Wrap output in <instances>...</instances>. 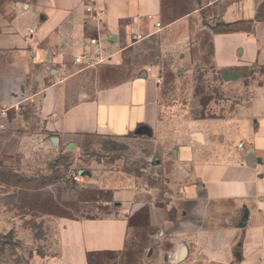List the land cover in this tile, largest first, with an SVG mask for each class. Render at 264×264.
I'll use <instances>...</instances> for the list:
<instances>
[{
    "label": "crops",
    "instance_id": "obj_1",
    "mask_svg": "<svg viewBox=\"0 0 264 264\" xmlns=\"http://www.w3.org/2000/svg\"><path fill=\"white\" fill-rule=\"evenodd\" d=\"M262 3L264 0L9 2L12 12L0 13V93L15 99L21 79L33 90L29 92L31 101L23 102L21 112L16 111L23 124L21 131L6 122L0 133V141L9 143L7 150L0 148V155L14 157L23 151L26 135L32 132L56 135L63 145L74 148L93 136H125L143 126L156 131L162 122V88L156 78L161 75L156 66L160 59L151 60L154 51L159 57L170 45L183 50L199 31L194 24L210 19L218 24L212 30V59L217 68L263 61L264 19L257 16ZM31 28L35 29L32 47L25 42ZM137 33L145 38L137 40ZM89 36L101 39L108 57L95 67L74 62ZM158 39L160 50L150 43ZM150 64H155L153 73L147 72ZM252 90L247 99L232 95L238 106L231 115L216 110L200 120L216 133L231 132V140L205 136L203 141H192L185 132L198 121H185L177 125L184 133L159 142L162 162L157 158L155 169L167 180L170 208L159 227L169 242L155 248L158 257L151 264H264V84ZM7 99H0V108L11 107ZM240 142H244L243 149L238 147ZM90 176L98 189L110 193L97 210L117 214L64 216L57 238L58 264H90L93 253L125 250L132 229V206L143 203L139 199L146 189L144 176L138 178L144 189L136 188L137 179L123 169L93 170ZM162 251H166L165 262Z\"/></svg>",
    "mask_w": 264,
    "mask_h": 264
},
{
    "label": "rangeland",
    "instance_id": "obj_2",
    "mask_svg": "<svg viewBox=\"0 0 264 264\" xmlns=\"http://www.w3.org/2000/svg\"><path fill=\"white\" fill-rule=\"evenodd\" d=\"M11 1L0 0V13L12 12L8 5ZM257 16L264 19V3L258 5ZM216 24L210 19L194 24L199 31L184 44L183 50H174L170 45L159 57L154 51L151 60L160 59L156 66L162 78L158 83L162 88V122L156 131L139 128L125 136H93L74 148L63 145L56 135L44 137L32 132L26 135L23 151L14 157L0 155V264H58L57 238L64 216L117 214L115 210H97L110 193L98 189L90 174L106 168L128 171L137 179L136 188L146 189L139 199L143 203L132 206V229L126 249L93 253L90 264H151L158 257L155 248L163 241L169 242L159 223L165 218L164 212L170 210L166 203L167 180L155 169L159 164L156 159L162 162L159 142L184 133L177 125L185 121H198L190 132H185L192 141H203L205 136L208 140H231V132L216 133L208 124L202 125V116L216 110L231 115L238 106L237 99L232 98L234 93L247 99L253 86L264 84V60L238 63L236 68L216 67L212 59V30ZM159 41H150L151 46L160 50ZM32 90L21 79L15 99L8 100L5 93H0V99L12 104L0 108V113L7 109V115L0 114V127L4 126L0 133L5 131L6 122L21 131L23 124L16 111L21 112L18 104ZM0 148L7 150L9 143L0 141ZM143 176L144 187L138 179ZM164 252L160 255L165 262Z\"/></svg>",
    "mask_w": 264,
    "mask_h": 264
},
{
    "label": "built area",
    "instance_id": "obj_3",
    "mask_svg": "<svg viewBox=\"0 0 264 264\" xmlns=\"http://www.w3.org/2000/svg\"><path fill=\"white\" fill-rule=\"evenodd\" d=\"M87 10L91 11L92 7L87 6ZM150 17H152V16H150ZM157 25L161 26V22H158ZM34 33H35V29L31 28L29 30V33L25 36V42L30 47H32L34 44L33 43ZM144 38H145V36L143 33H137L136 34L137 40H142ZM107 59H108V57L104 53V48L101 44V39L98 36H89V37L84 39V51L81 54L75 56L74 62L76 64H80V65H83L85 67H95V66H98V65L102 64L103 62L107 61ZM154 71H155L154 66H149L147 68L148 73H153ZM156 78H157L158 82L162 81L161 77L157 76ZM26 101H31V97H26V98L22 99L20 103H23ZM20 103L18 104V107L21 106ZM0 114L3 116L7 115V109L3 108L2 112ZM1 127L4 128V126H1ZM238 147L240 149H243L244 148V142H240L238 144Z\"/></svg>",
    "mask_w": 264,
    "mask_h": 264
},
{
    "label": "water",
    "instance_id": "obj_4",
    "mask_svg": "<svg viewBox=\"0 0 264 264\" xmlns=\"http://www.w3.org/2000/svg\"><path fill=\"white\" fill-rule=\"evenodd\" d=\"M143 129L148 130V127L143 126ZM185 250V247L183 248V251Z\"/></svg>",
    "mask_w": 264,
    "mask_h": 264
}]
</instances>
